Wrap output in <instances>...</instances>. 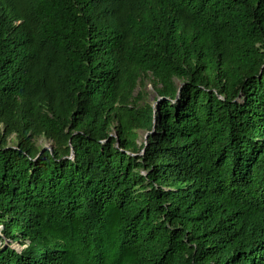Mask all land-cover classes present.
<instances>
[{"label":"trees","instance_id":"16d2710c","mask_svg":"<svg viewBox=\"0 0 264 264\" xmlns=\"http://www.w3.org/2000/svg\"><path fill=\"white\" fill-rule=\"evenodd\" d=\"M2 130L0 264H264V0H0Z\"/></svg>","mask_w":264,"mask_h":264},{"label":"rangeland","instance_id":"374dc122","mask_svg":"<svg viewBox=\"0 0 264 264\" xmlns=\"http://www.w3.org/2000/svg\"><path fill=\"white\" fill-rule=\"evenodd\" d=\"M155 79L150 73L143 74L141 78L139 79L137 86L133 90L132 96V103H137L139 106H145V105H156L157 100V92L154 87ZM3 126V125H2ZM5 131L2 130L0 132L4 133ZM116 134V132L114 131ZM142 138L141 142L143 141L144 137L147 135L145 131L140 132ZM8 143L14 144L16 143V132L10 133L8 136ZM35 142L40 147H47V148H53V142L52 140L48 139L44 135H37L35 137ZM2 226L0 225V229ZM18 248H22V244L15 243L14 244Z\"/></svg>","mask_w":264,"mask_h":264},{"label":"water","instance_id":"95a60500","mask_svg":"<svg viewBox=\"0 0 264 264\" xmlns=\"http://www.w3.org/2000/svg\"><path fill=\"white\" fill-rule=\"evenodd\" d=\"M47 148V147H46Z\"/></svg>","mask_w":264,"mask_h":264}]
</instances>
